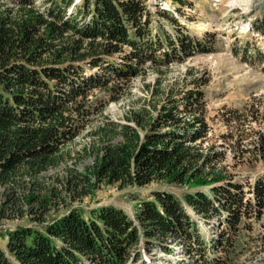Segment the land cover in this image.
<instances>
[{"label": "trees", "instance_id": "16d2710c", "mask_svg": "<svg viewBox=\"0 0 264 264\" xmlns=\"http://www.w3.org/2000/svg\"><path fill=\"white\" fill-rule=\"evenodd\" d=\"M4 1L0 221L31 224L6 230L0 264H131L140 258V239L149 253L155 246L169 252L165 245L170 242L188 244L186 253L204 262L209 260L206 246L232 245L247 214L256 221L264 217V177L253 184V205H242L238 185H220L225 179L222 156L202 148L208 129L198 89L179 100L166 96L159 105L129 111L125 123L104 120L103 127L90 126L105 105H96L89 93L115 95L119 84L137 76L144 64L168 66L174 55L200 50L203 38L182 32L168 12L152 13L147 0H44L40 6L38 0ZM153 16L162 17L174 33L157 25ZM263 27L257 33L264 35ZM185 112L191 117L185 118ZM84 132L91 143L82 146L83 157L93 158V165L82 171L78 155L68 148ZM252 152L264 158V134ZM50 171L62 175L51 177ZM97 183L119 190L153 183L207 186L209 193L187 192L180 201L172 193L153 192L152 199L137 201L135 220L113 207L90 209L85 216L74 203L90 197ZM184 205L203 215L204 222L223 210L227 232L205 242Z\"/></svg>", "mask_w": 264, "mask_h": 264}, {"label": "rangeland", "instance_id": "374dc122", "mask_svg": "<svg viewBox=\"0 0 264 264\" xmlns=\"http://www.w3.org/2000/svg\"><path fill=\"white\" fill-rule=\"evenodd\" d=\"M41 1L44 0H38L35 5L40 6ZM78 1L75 0V3ZM162 2H166V5L163 6ZM145 5L154 14L157 11L171 14L182 32L188 33L189 37L203 38V47L182 56L174 55L169 59L168 66L157 68L149 62L144 64L137 76L119 84L115 92L120 96L118 101L111 100L115 95L110 96V92L95 90L89 93L88 99L96 105H105L101 113L92 116L90 126L103 127L106 125L104 120L125 123V115L129 111L139 110L144 105L147 108L157 103L159 105L166 101V96L173 95L175 100H179L184 92L198 89L202 95L208 129L202 148L220 153L219 167L225 176L220 185L226 182L238 185V193L245 206L252 198L254 182L264 177V158L252 152L254 141L258 135L264 134V35L257 33V28L264 25V0H147ZM154 18L157 25L165 27L167 33H174L175 28L167 27L162 17ZM152 23L155 25V22ZM156 91L158 96L152 98ZM147 103L152 104L149 106ZM178 107L182 111L183 104L179 103ZM183 115L185 118L191 117L187 112ZM232 117L234 121L230 119ZM90 143V138L84 132L68 148L72 155H78L79 170L85 171L84 167L93 165V158L83 157L85 154L82 150L83 145ZM56 173L50 171L48 174L52 177ZM58 174L61 176V171ZM208 188L153 183L143 188L119 190L116 186L97 183L91 196L74 203L73 207L85 211V216L90 209L113 207L135 220L137 201L152 199L153 192L166 191L182 201L184 193H209ZM250 203L253 205V201ZM184 207L205 242L216 238L218 233L227 232L224 222L227 214L223 210L204 222L203 215ZM64 212L65 209L53 215L59 217ZM30 224L25 219L0 221V233L4 236V239L0 237V247L4 246L7 229ZM239 230L233 242H230L232 245L206 246L209 260L198 263L192 252L186 253L188 244L183 246L164 242L162 246L166 244L169 252L165 253L161 246H155L149 253L145 250L144 240L140 239V258L131 264H211L210 258L217 259L214 264H264V217L256 221L254 215L247 214ZM13 263L17 264L15 261Z\"/></svg>", "mask_w": 264, "mask_h": 264}, {"label": "built area", "instance_id": "2783aa9c", "mask_svg": "<svg viewBox=\"0 0 264 264\" xmlns=\"http://www.w3.org/2000/svg\"><path fill=\"white\" fill-rule=\"evenodd\" d=\"M170 4V3H169ZM162 5L164 6V5H166V2H162Z\"/></svg>", "mask_w": 264, "mask_h": 264}, {"label": "bare ground", "instance_id": "6f19581e", "mask_svg": "<svg viewBox=\"0 0 264 264\" xmlns=\"http://www.w3.org/2000/svg\"><path fill=\"white\" fill-rule=\"evenodd\" d=\"M236 2V1H235ZM235 2H231V4L235 3ZM234 6V5H233Z\"/></svg>", "mask_w": 264, "mask_h": 264}]
</instances>
